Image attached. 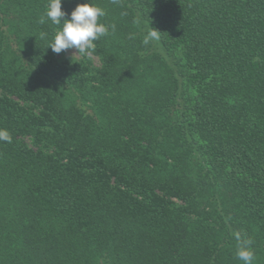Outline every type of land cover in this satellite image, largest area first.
I'll use <instances>...</instances> for the list:
<instances>
[{"label": "trees", "instance_id": "1", "mask_svg": "<svg viewBox=\"0 0 264 264\" xmlns=\"http://www.w3.org/2000/svg\"><path fill=\"white\" fill-rule=\"evenodd\" d=\"M84 3L96 68L0 0V264H264V0Z\"/></svg>", "mask_w": 264, "mask_h": 264}, {"label": "clouds", "instance_id": "2", "mask_svg": "<svg viewBox=\"0 0 264 264\" xmlns=\"http://www.w3.org/2000/svg\"><path fill=\"white\" fill-rule=\"evenodd\" d=\"M113 2L116 3L118 0ZM103 16L105 11L90 3L78 4L70 13H65L61 10V0H48L47 9L39 22L43 24L47 19L54 25L62 26L47 48H50L54 54L73 49L75 53L89 55L95 48L94 42L108 35V27L98 24V18ZM159 34L156 29L148 26L143 43L147 45L152 41H158ZM45 35L41 33V38ZM0 141L11 143L12 137L7 130L0 129ZM233 237L237 241L236 258L243 264H253L254 252L250 248L251 239H245L240 232H234Z\"/></svg>", "mask_w": 264, "mask_h": 264}, {"label": "rangeland", "instance_id": "3", "mask_svg": "<svg viewBox=\"0 0 264 264\" xmlns=\"http://www.w3.org/2000/svg\"><path fill=\"white\" fill-rule=\"evenodd\" d=\"M57 57L62 58V59L82 62L88 68H91V67L96 68V67H99L100 65V61L96 56L92 54H89V55L78 54V53H75V50L73 49L63 50L60 54H57Z\"/></svg>", "mask_w": 264, "mask_h": 264}]
</instances>
